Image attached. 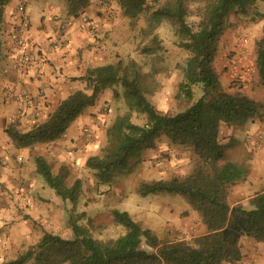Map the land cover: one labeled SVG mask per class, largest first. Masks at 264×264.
<instances>
[{"label": "trees", "instance_id": "16d2710c", "mask_svg": "<svg viewBox=\"0 0 264 264\" xmlns=\"http://www.w3.org/2000/svg\"><path fill=\"white\" fill-rule=\"evenodd\" d=\"M9 1L0 0V57L4 8ZM257 1L117 0L132 28L140 18L144 19L138 29L137 53L153 55L162 50L157 29L164 20L171 22L174 45L188 52L180 66L182 80L175 95L189 103L174 113L158 111L148 98L157 88L158 68L144 71L140 62L127 56L88 67L80 76L85 89L68 94L44 120L34 122L28 130H21L15 121L5 127L15 147L51 142L95 102L104 88H111L112 99L121 101L123 110L106 127L99 151L85 160L86 168L93 170L95 186L106 184L109 187L104 192L111 194V185H119L117 177L131 172L165 136L169 143L191 151V170L168 179L141 180L136 191L141 195L167 192L183 196L199 215L206 232L187 241L161 240L127 211L113 207L111 219L122 224L125 231L117 237L101 239L91 233L95 227L93 218L80 212L69 221V237L43 230L33 244L0 264H25L29 259L32 264H222L240 260L241 236L264 242V188L249 199V208L229 205L228 191L246 178L250 162L245 154L227 158V148L238 142L234 137L227 141L220 137L223 125L239 128L257 118L264 122V102L227 91L214 66L218 42L229 25L230 15L249 21L260 19L263 13L256 8ZM88 3L89 0H66V13L77 15ZM190 15L195 20H188ZM254 52L258 83L264 85V37L254 42ZM198 84L201 93L193 100L192 87ZM133 115L141 121H133ZM33 161L36 174L62 200L77 202L81 191L79 179L68 184L67 168L61 166L53 173L42 155H34Z\"/></svg>", "mask_w": 264, "mask_h": 264}, {"label": "crops", "instance_id": "0c3cea01", "mask_svg": "<svg viewBox=\"0 0 264 264\" xmlns=\"http://www.w3.org/2000/svg\"><path fill=\"white\" fill-rule=\"evenodd\" d=\"M21 3H24L22 11L18 10ZM65 3L66 0H10L4 8L0 57V160L6 165L0 171L3 175L0 181L10 179L6 184L10 198L3 195L0 199L3 197L16 209L15 215L7 216V224H4V235L11 238L8 244L13 243L14 250L25 247L30 236H40L43 230L69 237V221L75 214L85 212V217L94 220L101 214L102 207L105 212L113 208L107 202H102L101 194L107 193L100 185L97 197L88 194L94 182L92 172L85 166L86 158L96 154L103 145L105 129L116 114L112 108L111 88H104L95 102L87 106L64 133L51 142L15 147L5 132L6 125L14 121L21 130H28L34 122L44 120L68 94L77 89H85V82L80 76L88 67L114 62L122 57L119 43L124 48L134 50L135 30L122 15L117 0H89L77 15L67 14ZM258 10L263 16L258 19L254 29L256 34L260 33L259 37H264V0ZM83 16L96 23L95 37L89 34ZM24 18L28 20V27L22 33L23 45L19 46L16 38L21 35L18 27ZM119 25L124 29L131 28V34L121 39L113 36ZM232 26L228 25L220 36L214 66L227 91L235 93L232 91L244 90L243 94H246L252 85L251 80L256 77L253 38L245 36V30L234 26L233 29ZM173 39L171 45L176 47ZM55 40H61L62 45L49 51L48 46ZM162 43L166 48V40H162ZM38 45L48 50L41 70L31 72L17 67L19 54L23 50L33 51ZM230 56L234 58L231 64L228 63ZM181 80L180 71L177 82ZM25 87L30 93L27 101L21 96ZM149 100L156 109H160L153 98ZM36 110H39L37 114ZM84 128L91 133L90 136ZM242 130L244 144L248 145L249 150L252 149L250 168L244 180L230 187L227 202L230 206L239 204L249 208V199L264 188V123L258 119L248 120ZM158 151L156 148L147 152L154 164L151 172L155 178L171 172L169 162L161 158ZM34 155H42L53 173L58 172L61 166L67 168V178L72 175L71 183L75 179L81 181V191L85 190L87 194L82 200L83 207L78 209V200L75 204L62 200L44 181L43 184L38 182ZM91 205L96 206L95 210L88 213L87 207ZM132 212L138 214L135 220L150 228L161 240H176V233L181 230H189L193 236L206 232L197 212L184 203L175 206L169 203L160 212L154 211L151 214H141L137 209ZM238 244L240 260L222 264H264V242L241 236Z\"/></svg>", "mask_w": 264, "mask_h": 264}, {"label": "rangeland", "instance_id": "374dc122", "mask_svg": "<svg viewBox=\"0 0 264 264\" xmlns=\"http://www.w3.org/2000/svg\"><path fill=\"white\" fill-rule=\"evenodd\" d=\"M261 1L262 0H258L257 1L258 3L256 2L257 9L259 8ZM193 6L194 5H191V8H193ZM124 18L126 20L128 19L127 17ZM188 20L190 21L195 20V16L194 15L188 16ZM143 22L144 19L140 18L137 21L136 26L134 27L135 30L134 50L132 51L131 49L129 50L128 48H124L123 45L119 43L118 47L121 48L120 55L122 56V58H125L129 54H132V56H134L133 58L141 63L144 71L151 70L153 66L158 68L159 72L157 73V79L159 78L160 79L158 80V85L155 92L148 94V98H153V100L156 101V103H158V105L160 106V109H157L158 111L166 112V113H174L176 111L183 109L189 103L188 100H186L184 97L182 96L177 97L175 95L178 90L177 78L180 75V71H181L180 66L184 62V59L188 54V52L182 49L179 50L180 48L177 49L178 48L177 46L172 47L171 45L172 44L171 38L173 37L172 25L169 20H164L162 26H159L157 32L160 38L162 37L161 38L162 40H166V48L164 47L162 50H159L157 53L153 55L137 53L135 51V43L138 42L139 39L138 29L141 26V24H143ZM257 22L258 20L249 21L245 17L235 14H231L229 17V26L233 25L235 28L239 27L242 30H245L243 34H246L245 36L249 35L250 37H252L253 44L257 39L261 38L258 35L260 33L256 34L254 29ZM130 34H131V28L126 27L124 29L119 25L116 31H114L113 36H116V38L120 37L121 39L123 37H127ZM253 51H254V45H253ZM173 77H175L176 79H173ZM169 80L171 81L169 82ZM250 83L252 84L250 86V90H248L245 95L251 98H256L257 100L264 102V85H260L258 83L257 74L255 80L253 77ZM192 88L194 90L193 100H195L200 95L201 89L199 84L193 86ZM236 91L240 93H245L244 90L241 91L233 90L232 92H236ZM112 101H113L112 108L115 109L116 113L123 110V104L121 101H116L113 99ZM132 120L136 122L141 121V119L135 115L132 116ZM220 137L222 141H227L229 140L230 137H234L238 142L235 146L227 148L226 150L227 158H236L242 156L243 154L249 157L250 154L252 153V149L249 150L248 145L244 144L245 137L242 127L236 128V127H228L226 125H223L220 131ZM157 148L159 150L158 151L160 154L159 156L161 158H164L166 162H169L171 166L170 168L171 172L163 174L156 178L168 179L173 176H182L189 173L193 165V154L189 149L183 148L181 145L169 143L165 136L161 137ZM147 152L144 154L142 161L138 163L131 172L121 174L117 177L119 185L118 186H116L115 184L111 185L110 189L113 190L111 194L110 193L101 194L102 202L104 203L107 202L111 206L118 208L120 210L128 211V213L134 219H136L138 215V214H133L132 210L134 209L140 210L141 214H151L154 211L160 212L161 210L164 209L165 206H168L169 203L174 204V206L179 205L180 203H184L186 206L190 207L186 199L179 194L161 192V193H148L146 195H141L136 191V186L141 180H149L155 178V176H153L151 172V167H153L154 164L151 162V159L149 158ZM1 161L2 160H0V171H2L3 166L6 165L4 161L3 162ZM89 171L92 172L93 174V170L89 169ZM0 178L3 179V175L0 174ZM37 178H38V182L43 184L42 177L37 174ZM8 181H10V179L0 181V192H2L0 193V196L4 195V197L6 198H10L9 197L10 191L6 185ZM71 181H72V175H70L67 178L68 183H71ZM93 186L94 187H92V189L89 190L88 194L90 193L97 197L99 193L98 186L95 187V184H93ZM100 186L103 189L109 187L106 184H100ZM46 187L48 186L46 185ZM4 191H6V193H3ZM86 195L87 194L85 190H82L80 192L78 198V204H77L78 209L83 207L82 200L85 199ZM9 204L10 202L5 201L3 197L2 199H0V263L6 259L14 258L18 253L24 251L30 244H33L39 237L36 235L30 236L28 240V244L25 245V247L23 246V248H17L16 250H14L15 246L13 243H12L13 245L8 244L11 238H8L6 235H4L5 232L4 224H7L5 222L7 216L9 215L14 216L15 215L14 211L16 210L14 206H10ZM94 206L95 205H91L90 207H87L86 211L88 213H92L96 207ZM16 208L17 211H19L18 207ZM82 222H84V220H82ZM94 225L95 227L91 229V233L94 237H98L101 239H106L109 237H117L118 235L124 233L125 231V227L122 224L112 221L110 212H105L103 207L101 209V214L94 219ZM179 234L180 231L176 233L175 237L177 238ZM32 262L33 260L29 259L26 261L25 264H32Z\"/></svg>", "mask_w": 264, "mask_h": 264}, {"label": "built area", "instance_id": "2783aa9c", "mask_svg": "<svg viewBox=\"0 0 264 264\" xmlns=\"http://www.w3.org/2000/svg\"><path fill=\"white\" fill-rule=\"evenodd\" d=\"M24 8V3L19 4L18 10L22 11ZM82 20L87 23L88 25V31L89 34L93 37L96 35V23L92 20H89L87 17L83 16ZM28 27V20L27 19H22L20 22V25L18 27V31L21 33L20 36L16 38V44L21 46L23 45V38H22V33L25 32V30ZM243 41H246V38H243ZM62 45L61 40H55L52 42L48 47L49 51H53L57 48H59ZM46 51H48L45 46L43 45H38L35 50L33 51H25L23 50L18 58H17V67H20L24 70H28L31 72H39L45 62V54ZM234 62V58L230 56L228 58V63L231 64ZM22 98L27 101L30 99V93L25 87L22 90L21 93ZM39 112V110H36V114ZM13 120V119H12ZM84 131L88 136L91 135V133L84 128ZM193 237V233L189 230H181L179 236L177 237L178 240H190Z\"/></svg>", "mask_w": 264, "mask_h": 264}]
</instances>
